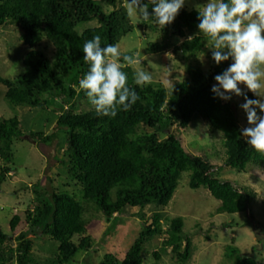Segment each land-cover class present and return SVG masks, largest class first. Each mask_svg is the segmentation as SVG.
<instances>
[{
    "label": "trees",
    "instance_id": "16d2710c",
    "mask_svg": "<svg viewBox=\"0 0 264 264\" xmlns=\"http://www.w3.org/2000/svg\"><path fill=\"white\" fill-rule=\"evenodd\" d=\"M109 3L114 11L106 15L98 0H0V27L14 23L20 40L29 48L22 74L14 80L0 75V84L7 88L5 99L15 107L44 111L58 106L61 111L49 135L26 134L17 117L0 118V189L11 177L15 141L29 136L35 144L49 145L59 132L66 137L61 172L81 187V200H78L76 194L65 190L66 186L57 184L63 173L55 178L46 177L35 186L33 206L24 213L28 229L13 241L0 228V264H68L80 251L92 249L93 240L88 236L91 220L87 217L91 211L101 213L106 221L117 225L129 209H139L143 217L142 211L148 206L157 210L166 208L184 173L189 174L190 189L204 187L220 201L218 214L246 213L258 198L250 186L221 180L217 173L222 168L188 154L180 139V134L198 115L213 130L222 131L224 168L245 173L251 164L264 166V154L254 150L242 137L232 102H224L211 91L216 82L214 77L225 70L227 61L217 65L208 76L198 63L190 65L188 80L170 92L161 83L136 85L131 68L122 67L128 77L127 86L134 88L140 97L135 105L127 111L119 110L115 117L97 115L92 106L89 110L76 107L77 95L86 98L83 90L79 94L76 91L79 80L89 69L83 60L84 42L100 35L104 47L120 43L133 31L121 1L109 0ZM148 7L151 13L153 6L148 3ZM93 21L97 22L95 27L77 33L80 26ZM198 23L196 10L182 8L174 22L165 26L184 40L175 51L187 60L197 61L199 53L205 50ZM188 36H193L191 42ZM43 38L54 47L52 62L38 50ZM149 49L155 53L166 50L162 44L154 43L149 44ZM246 95L257 99L252 94ZM47 180L54 184L51 193L45 189ZM163 217L159 211L154 212L151 223H144L125 256L107 254L103 264H143L145 244L161 237H165L163 249L170 248L180 264H187L193 244L184 237L183 218L171 220L164 229ZM21 221L19 215L12 218V232ZM31 237L48 238L53 246L52 254L48 258L37 256ZM226 256L235 258L236 264H262L252 256L241 254L233 245L226 248ZM154 257L159 260L160 254L155 252Z\"/></svg>",
    "mask_w": 264,
    "mask_h": 264
},
{
    "label": "rangeland",
    "instance_id": "374dc122",
    "mask_svg": "<svg viewBox=\"0 0 264 264\" xmlns=\"http://www.w3.org/2000/svg\"><path fill=\"white\" fill-rule=\"evenodd\" d=\"M120 1L127 11L128 0ZM98 3L106 15L114 11L109 0H98ZM205 3L207 0H185L183 8L192 11L196 10V4ZM130 24L133 26V31L121 39L120 51L124 54H138L140 62L131 66L122 60L118 62L121 63V67L129 66L132 74L138 70L150 72L152 74L150 83H161L168 92L188 80L190 65L198 63L206 76L212 74L217 67L212 59L208 38L203 34L201 36L204 38L205 50L199 53L197 61H192L185 59L181 52L175 51L184 40L174 35L172 28H162L151 22L146 24L138 12H134L130 17ZM96 25V21L82 25L77 33L81 34L83 30ZM152 43L162 44L166 50L162 53L152 52L149 49V44ZM38 50L42 51L51 62L54 61L55 51L49 40L43 38ZM28 51L29 48L20 40V33L14 23L0 27L2 77L14 80L22 74L23 60ZM232 62L227 61V67ZM239 87L245 94L254 95L246 85L240 84ZM6 91L7 88L0 84V118L17 117L26 134L43 132L49 135L54 131L58 114L61 113L58 106L44 111L27 106H11L5 99ZM76 91L79 94L80 89L76 88ZM231 95V100L223 101H231L241 127H249L247 115L240 107L245 102L244 96H236L234 93ZM74 104L81 110H89L91 106L87 97L79 95L75 97ZM180 139L188 154L222 168L217 173L221 180L238 186H250L257 192L258 198L252 203L249 211L234 215L218 214L220 201L212 197L204 187L199 190L190 189L189 174L184 173L173 199L166 208L157 210L153 206H148L142 211L143 217L139 215V209H129L120 217L117 225L106 221L101 213L91 211L87 217L91 220L88 236L93 240L92 249L80 251L68 264H103L107 254L124 257L126 251L138 238L144 223L150 224L151 216L157 211L164 216V229L169 227L171 220L183 218L184 237L190 238L193 244L192 256L187 264H236L235 258L226 256V248L230 245L238 248L241 254L252 256L257 262L264 264V166L251 164L245 173L224 168V137L198 115L193 117L189 127L180 134ZM65 141L66 137L62 132H59L57 138L49 145L35 144L29 136L15 141L13 146L15 160L11 166V177L0 189V228L10 235L11 240L14 241L21 232L28 229L24 213L33 206L32 201L36 197L35 186L41 184L46 177L55 178L56 175L63 173L61 160L66 148ZM61 176L62 178L56 181L57 184L66 186L65 190L76 194L77 199L81 200V187L64 173ZM53 186L50 181H45V189L48 193L53 191ZM15 215H19L22 221L12 232L10 222ZM31 238L37 256L48 258L52 254L53 246L48 238ZM164 240L165 237L155 238L145 244L142 253L143 264H180L170 248L163 249ZM155 252L160 254L159 260L154 257Z\"/></svg>",
    "mask_w": 264,
    "mask_h": 264
},
{
    "label": "clouds",
    "instance_id": "9594fccd",
    "mask_svg": "<svg viewBox=\"0 0 264 264\" xmlns=\"http://www.w3.org/2000/svg\"><path fill=\"white\" fill-rule=\"evenodd\" d=\"M148 3L152 7L149 12ZM128 0L129 17L138 12L147 24L164 28L176 19L185 0ZM199 33L208 38L209 49L216 65L233 62L214 79L211 88L215 97L229 101L231 94L244 96L240 107L247 115L249 127L241 128L246 143L264 154V0H207L196 4ZM193 36H188L191 42ZM182 42V41H181ZM83 60L88 63L87 73L79 80L97 115L115 117L119 110L127 111L140 99L134 88L127 86V74L122 71V60L131 66L139 63L138 54H124L120 44L101 46V36L94 35L84 42ZM152 74L144 70L134 73V83H150ZM247 86L257 99H250L239 87ZM222 133V131H221Z\"/></svg>",
    "mask_w": 264,
    "mask_h": 264
},
{
    "label": "water",
    "instance_id": "95a60500",
    "mask_svg": "<svg viewBox=\"0 0 264 264\" xmlns=\"http://www.w3.org/2000/svg\"><path fill=\"white\" fill-rule=\"evenodd\" d=\"M35 143V142H34Z\"/></svg>",
    "mask_w": 264,
    "mask_h": 264
}]
</instances>
